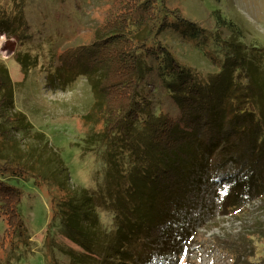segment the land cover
Segmentation results:
<instances>
[{"label":"trees","instance_id":"obj_1","mask_svg":"<svg viewBox=\"0 0 264 264\" xmlns=\"http://www.w3.org/2000/svg\"><path fill=\"white\" fill-rule=\"evenodd\" d=\"M24 7L25 0H0V34L20 43L30 29ZM183 29L190 38L210 39L217 72L202 77L163 42ZM232 39L185 18L166 0H110L90 42L56 54L50 84L63 90L80 77L89 81L82 148L103 164L92 191L70 188L63 160L56 151L44 154L48 141L16 109L14 84L0 59V219L8 251L0 264L35 252L15 184L28 179L48 198L45 264L152 262L165 252L156 238L179 227L198 203V216L214 203L240 221L232 236L214 239L229 264H264V93L251 76L256 48ZM151 72L177 106L176 116L155 102ZM246 201L259 212L249 215Z\"/></svg>","mask_w":264,"mask_h":264},{"label":"rangeland","instance_id":"obj_2","mask_svg":"<svg viewBox=\"0 0 264 264\" xmlns=\"http://www.w3.org/2000/svg\"><path fill=\"white\" fill-rule=\"evenodd\" d=\"M166 4L219 38L230 36L235 42L255 47L251 54L257 64L251 76L264 93V0H166ZM109 6L110 0H25L24 12L30 26L25 41L20 43L16 37L0 34V59L8 67L14 84L16 109L24 112L34 129L43 133L48 141L44 154L56 151L55 155L63 160L70 176L69 187L87 191L96 188L103 169L100 158L82 148L85 128L80 116L92 103L89 81L80 77L74 86L61 90L50 84L49 75L59 64L56 54L90 42L94 28L104 21ZM183 31L179 37L169 33L162 39L178 61L195 69L202 77L217 72L219 56L210 39L202 34L190 38L188 31ZM215 56L212 64L209 60ZM246 56H250L249 51ZM152 75L151 72L148 79L153 81L150 85L155 84V102L162 110L176 116L177 106L156 82L155 74ZM22 146L24 148L23 143ZM15 184L22 191L21 216L35 252L12 259L11 264H45L41 240L49 220L47 195L34 185L33 179ZM251 204L252 201L244 204L248 214L259 212ZM212 205L198 216L202 211L198 203L179 227L174 225L168 234L159 235L156 240L165 248L164 254H156L152 262L141 264H229V255L218 248L214 239L223 238V234L232 236L241 223L233 219V215H223L218 204ZM211 207L213 212L208 213ZM3 229L0 219V260H5L3 250L7 251L6 243L2 242ZM184 231L187 234L182 238ZM56 240L73 245L64 238ZM62 261L66 264V259Z\"/></svg>","mask_w":264,"mask_h":264}]
</instances>
